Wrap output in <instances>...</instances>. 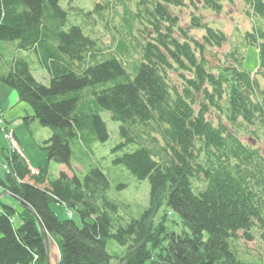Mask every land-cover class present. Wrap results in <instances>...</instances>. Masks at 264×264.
Here are the masks:
<instances>
[{
	"label": "trees",
	"instance_id": "trees-1",
	"mask_svg": "<svg viewBox=\"0 0 264 264\" xmlns=\"http://www.w3.org/2000/svg\"><path fill=\"white\" fill-rule=\"evenodd\" d=\"M60 1L0 0V43L32 52L49 84L22 57L0 66V82L29 105L25 125L50 131L42 166L31 169L15 150L5 156L0 186L20 209L0 198V264H45L43 230L58 246V264H264V252H241L240 243L254 240L253 230L264 234V155L252 143L259 132L264 137V87L256 78H264V0H245L253 26L217 64L206 56L226 35L195 12L220 13L226 0H89L91 8L79 10L83 25L68 27ZM185 9L200 37L180 25ZM247 44L258 49L253 75L242 66ZM102 111L119 123L112 164L149 184L137 217L118 215L101 167L72 168V143L87 150L107 141ZM51 160L60 165L54 179ZM53 201L80 225L59 219ZM165 207L186 230L154 225ZM109 240L124 253L109 251Z\"/></svg>",
	"mask_w": 264,
	"mask_h": 264
},
{
	"label": "rangeland",
	"instance_id": "rangeland-1",
	"mask_svg": "<svg viewBox=\"0 0 264 264\" xmlns=\"http://www.w3.org/2000/svg\"><path fill=\"white\" fill-rule=\"evenodd\" d=\"M92 1L89 0H61L60 6L65 9L67 14L66 27L69 24L83 25L84 17L80 14L81 9L91 8ZM196 15H199L202 23L210 24L211 27L222 30L226 35V42L220 48H213L207 53V59L211 64L218 63V57L222 53L231 49L232 44L238 42L240 35L249 30L254 23V16L251 15L250 7L245 0H226L223 2L222 11L215 13L207 9L198 6ZM190 10L185 9L180 13V25L187 29L189 33L200 37L203 33L202 27H193L190 24ZM99 29V26L94 27L95 32ZM84 32L86 30L84 28ZM101 34V31H99ZM99 34V35H100ZM104 42H108L107 36H102ZM242 47V44H240ZM0 48L2 51V60L0 66L3 67L5 63H8L12 58L22 57L25 58L30 65L34 78L43 85L49 84V78L44 69L38 66L37 59L32 52L19 50L16 48L15 42H1ZM243 61L242 66L244 70L250 72L252 75L258 69V49L254 45L247 44L243 47ZM256 78L264 87V78L256 74ZM31 114L32 111L28 104L25 102H19L16 92L10 87L0 82V115L5 118V123H8L9 129L14 130L16 140L18 142V149L23 155V159L26 161L31 169H36L42 166L46 162V152L41 149L42 141L50 136V131L46 127H42L36 121H30L28 125L24 124L23 117ZM101 118L107 125L108 139L107 141L92 142L88 149H82L78 144H71V162L72 168L76 174L80 172L84 173L86 168L91 165L101 167L109 177L111 186L107 191V197L110 200L116 201L119 205L118 215L124 219L131 217H137L140 212L148 206L149 199V184L146 179L137 180L130 172L121 165H113L111 159L113 157L112 148L120 141L118 136L119 123L110 119V115L107 111L101 112ZM7 124V123H6ZM259 138L257 141L252 142L264 155V137L259 132ZM241 138L245 142H250L251 135L248 133L242 134ZM11 150L10 145L4 133L0 131V180L6 181V162L5 156L9 154ZM60 171V165L54 161L48 163V177L54 179L58 176ZM122 187H119L121 186ZM0 198L6 204L14 206L19 210L17 201L12 198L8 192L2 191L0 186ZM50 208L56 213L59 219L64 220L69 218L67 214V208L62 204L56 202H50ZM72 213V218L80 225L78 218L75 216L74 211L69 209ZM164 224L168 230L175 232H182L186 230L181 222L179 215L174 211L163 208L159 211L154 219V225L159 223ZM255 239L248 242L240 241L241 252L248 251L249 254H257L264 252V234L260 235V232L253 230ZM107 248L109 251H115L119 254L124 253V247L117 245L114 241L109 240L107 242ZM256 256V255H254ZM59 262V250L55 240L51 237L48 238V263L58 264ZM258 264H262L258 262Z\"/></svg>",
	"mask_w": 264,
	"mask_h": 264
},
{
	"label": "built area",
	"instance_id": "built-area-1",
	"mask_svg": "<svg viewBox=\"0 0 264 264\" xmlns=\"http://www.w3.org/2000/svg\"><path fill=\"white\" fill-rule=\"evenodd\" d=\"M0 131H2L4 133V136L10 142L11 146L13 148H16V142L14 140L12 131L10 129H6L5 127H3L1 118H0Z\"/></svg>",
	"mask_w": 264,
	"mask_h": 264
},
{
	"label": "water",
	"instance_id": "water-1",
	"mask_svg": "<svg viewBox=\"0 0 264 264\" xmlns=\"http://www.w3.org/2000/svg\"><path fill=\"white\" fill-rule=\"evenodd\" d=\"M9 194V193H8ZM18 201V200H17ZM43 239H44V249H45V255H46V261L45 264H49L48 263V252H47V245H46V234L43 233Z\"/></svg>",
	"mask_w": 264,
	"mask_h": 264
},
{
	"label": "bare ground",
	"instance_id": "bare-ground-1",
	"mask_svg": "<svg viewBox=\"0 0 264 264\" xmlns=\"http://www.w3.org/2000/svg\"><path fill=\"white\" fill-rule=\"evenodd\" d=\"M63 206H64V205H63ZM67 214L69 215V217L72 216V213H71L70 211H68V210H67ZM57 217H58V216H57ZM43 233L46 234V245H47V252H48V238L51 237V236H49L45 230H43ZM51 238H52V237H51ZM43 246H44V239H43ZM44 251H45V249H44Z\"/></svg>",
	"mask_w": 264,
	"mask_h": 264
}]
</instances>
